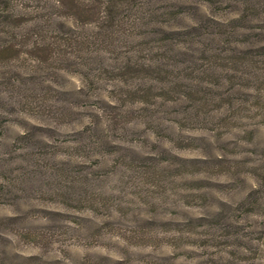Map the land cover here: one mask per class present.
Masks as SVG:
<instances>
[{
	"label": "rangeland",
	"instance_id": "obj_1",
	"mask_svg": "<svg viewBox=\"0 0 264 264\" xmlns=\"http://www.w3.org/2000/svg\"><path fill=\"white\" fill-rule=\"evenodd\" d=\"M119 2L105 51L0 61V264H264V0Z\"/></svg>",
	"mask_w": 264,
	"mask_h": 264
},
{
	"label": "trees",
	"instance_id": "obj_2",
	"mask_svg": "<svg viewBox=\"0 0 264 264\" xmlns=\"http://www.w3.org/2000/svg\"><path fill=\"white\" fill-rule=\"evenodd\" d=\"M52 1V7L48 2L41 7L62 11L58 20H53L51 13L48 18H44L43 14L41 18L37 14H31L30 10L15 4L18 0H0V61L10 59V53L23 51L22 49L27 47L29 53H43L46 60L51 61L56 57L65 61L69 56H74L78 64L77 60L84 58L86 50L101 52L108 48L113 30H116L119 22L117 19L118 4H121L119 0ZM74 16L81 19L79 24H74L78 21L77 18H73ZM80 24L93 26L80 30L84 26H78ZM163 32L167 35L182 33L172 26H167ZM259 48L264 50V45ZM98 58L104 62L102 57ZM246 62L250 63V60ZM127 63L138 65L137 60L129 59ZM140 65L152 67V64L146 62ZM260 95L264 98V92H260Z\"/></svg>",
	"mask_w": 264,
	"mask_h": 264
}]
</instances>
